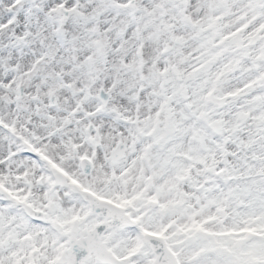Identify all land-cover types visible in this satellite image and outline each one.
I'll return each mask as SVG.
<instances>
[{
  "label": "snow or ice",
  "instance_id": "1",
  "mask_svg": "<svg viewBox=\"0 0 264 264\" xmlns=\"http://www.w3.org/2000/svg\"><path fill=\"white\" fill-rule=\"evenodd\" d=\"M0 264H264V0H0Z\"/></svg>",
  "mask_w": 264,
  "mask_h": 264
}]
</instances>
